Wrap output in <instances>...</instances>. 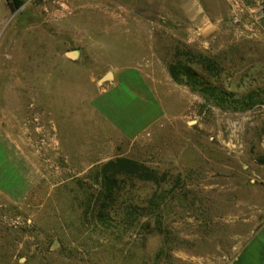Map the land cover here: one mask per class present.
<instances>
[{
  "label": "rangeland",
  "instance_id": "obj_1",
  "mask_svg": "<svg viewBox=\"0 0 264 264\" xmlns=\"http://www.w3.org/2000/svg\"><path fill=\"white\" fill-rule=\"evenodd\" d=\"M10 1L0 0V264H235L264 244V0L169 2L167 17L131 16L132 34L101 17L107 0H22L15 12ZM134 17L156 28L167 69L191 64L255 104L223 107L181 86L182 118L135 140L119 134L92 107L105 65L70 54L88 52L78 44L90 46L93 29L113 30L103 45L137 51ZM188 25L191 45L170 32ZM119 160L150 172L146 184L127 181L134 196L151 201L161 183L162 234L101 232L92 208Z\"/></svg>",
  "mask_w": 264,
  "mask_h": 264
},
{
  "label": "crops",
  "instance_id": "obj_2",
  "mask_svg": "<svg viewBox=\"0 0 264 264\" xmlns=\"http://www.w3.org/2000/svg\"><path fill=\"white\" fill-rule=\"evenodd\" d=\"M89 1V0H84ZM104 1V0H93ZM111 4H99L102 18H112L124 24L121 32L132 34L130 17L155 14L169 16V2L177 0H107ZM117 7V9H116ZM83 7L78 8L81 10ZM140 17L132 18L138 24L135 43L138 50L122 52L103 45L100 35H111L113 30H91L96 34L90 37V46L78 44L75 59L93 58L105 65L109 80H101L102 86L92 102L94 111L109 123L122 136L135 140L163 121L182 118L184 108H189L187 91L177 85L155 50V30ZM6 20V9L0 4V25ZM130 27V28H129ZM120 28V27H119ZM121 28V29H122ZM118 29V28H116ZM193 26L188 25L181 33L170 30L174 37L191 45L194 39ZM167 33L169 30L163 27ZM78 31V30H77ZM89 31V30H88ZM87 31V32H88ZM100 83V82H99ZM235 264H264V244L256 238L241 253Z\"/></svg>",
  "mask_w": 264,
  "mask_h": 264
},
{
  "label": "trees",
  "instance_id": "obj_3",
  "mask_svg": "<svg viewBox=\"0 0 264 264\" xmlns=\"http://www.w3.org/2000/svg\"><path fill=\"white\" fill-rule=\"evenodd\" d=\"M23 5L22 0L9 2L12 12L19 10ZM168 71L177 85L189 88L193 94L200 93L214 100L220 106L224 107V104H227L229 107L250 108L255 104L254 96L242 100L236 98L217 84H212L202 77L191 64L178 62L169 66ZM114 168L116 170L129 168L132 171L128 177L107 172ZM149 174L150 172L143 165L129 160H119L106 166L104 188L98 196L95 207L92 208L93 215L96 216L95 219H97L103 234L111 233L110 236L113 237L114 233L127 230L137 238L145 239L149 234L163 233V224L160 218V202L163 199L160 193L161 183H157L156 192L151 201L134 196L131 191H126L125 187L127 181L133 180L146 184L152 179ZM139 199L141 202L138 201ZM149 217L155 218L154 226L145 221Z\"/></svg>",
  "mask_w": 264,
  "mask_h": 264
},
{
  "label": "water",
  "instance_id": "obj_4",
  "mask_svg": "<svg viewBox=\"0 0 264 264\" xmlns=\"http://www.w3.org/2000/svg\"><path fill=\"white\" fill-rule=\"evenodd\" d=\"M71 57H75L76 54H70ZM111 78V75H107L103 80H109Z\"/></svg>",
  "mask_w": 264,
  "mask_h": 264
},
{
  "label": "built area",
  "instance_id": "obj_5",
  "mask_svg": "<svg viewBox=\"0 0 264 264\" xmlns=\"http://www.w3.org/2000/svg\"><path fill=\"white\" fill-rule=\"evenodd\" d=\"M264 107V106H263Z\"/></svg>",
  "mask_w": 264,
  "mask_h": 264
}]
</instances>
